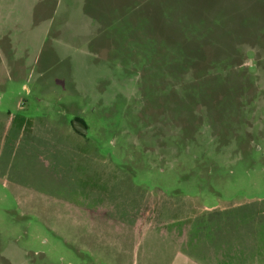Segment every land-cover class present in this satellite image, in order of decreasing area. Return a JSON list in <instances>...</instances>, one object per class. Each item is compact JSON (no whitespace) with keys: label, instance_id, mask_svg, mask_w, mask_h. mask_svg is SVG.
Returning <instances> with one entry per match:
<instances>
[{"label":"rangeland","instance_id":"1","mask_svg":"<svg viewBox=\"0 0 264 264\" xmlns=\"http://www.w3.org/2000/svg\"><path fill=\"white\" fill-rule=\"evenodd\" d=\"M140 2L0 0V264H264V0Z\"/></svg>","mask_w":264,"mask_h":264},{"label":"crops","instance_id":"2","mask_svg":"<svg viewBox=\"0 0 264 264\" xmlns=\"http://www.w3.org/2000/svg\"><path fill=\"white\" fill-rule=\"evenodd\" d=\"M10 2H18V1H25V0H6ZM26 1H32L37 2L41 0H26ZM46 3L45 11L48 14H44V17H52L58 12L61 11L62 3L65 2V0H42ZM141 0H134L132 3H130V0H75V3L78 7V5L81 7L79 8L80 11H85L86 15H90L91 17L95 18H126L130 17L132 9L130 6H134L137 4H141L139 7H137L138 10V16L142 17L143 19L151 18L152 15L149 14V9H146V5L142 6L143 4L140 2ZM109 3V5L107 4ZM147 2V1H146ZM145 2V3H146ZM149 2V1H148ZM108 5V6H107ZM129 5V6H128ZM145 7V8H144ZM154 14V13H153ZM163 14L160 13L161 17ZM85 16V15H80ZM166 15H164L162 18H165Z\"/></svg>","mask_w":264,"mask_h":264},{"label":"water","instance_id":"3","mask_svg":"<svg viewBox=\"0 0 264 264\" xmlns=\"http://www.w3.org/2000/svg\"><path fill=\"white\" fill-rule=\"evenodd\" d=\"M82 127H83V131L85 132L86 131V128H85L84 124H82Z\"/></svg>","mask_w":264,"mask_h":264}]
</instances>
